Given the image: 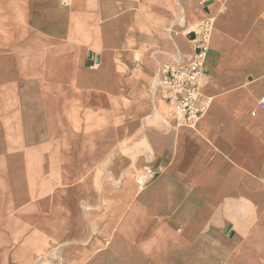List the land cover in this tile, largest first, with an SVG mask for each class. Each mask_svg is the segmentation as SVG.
<instances>
[{
  "label": "crops",
  "instance_id": "obj_1",
  "mask_svg": "<svg viewBox=\"0 0 264 264\" xmlns=\"http://www.w3.org/2000/svg\"><path fill=\"white\" fill-rule=\"evenodd\" d=\"M206 17L187 124L154 81ZM0 161L18 200L77 211L71 264H264V0H0Z\"/></svg>",
  "mask_w": 264,
  "mask_h": 264
},
{
  "label": "rangeland",
  "instance_id": "obj_2",
  "mask_svg": "<svg viewBox=\"0 0 264 264\" xmlns=\"http://www.w3.org/2000/svg\"><path fill=\"white\" fill-rule=\"evenodd\" d=\"M208 18L196 22L184 32L192 29L190 35L199 33L201 24ZM194 40L191 41L194 43ZM85 132L79 130L77 136L85 137ZM96 136L94 133V137ZM97 175L95 181L100 187L103 175L101 172ZM15 179V172L11 170L9 163L0 161V264H71V261H66L68 251L84 248L88 244L86 239L77 240L69 232H63L71 229L69 224L74 220L77 211L72 209L71 213L55 208V197L58 199L60 195L54 197L53 190L49 193L47 210L38 211L37 200L45 201L46 198L44 200L43 196L38 198L35 195L30 198L31 201L18 200L17 190L13 185ZM62 180V189L80 181L77 176ZM64 196L66 194H62V199ZM79 211L86 216L87 206L84 202ZM59 221L62 222L61 225ZM72 263L79 264L76 261Z\"/></svg>",
  "mask_w": 264,
  "mask_h": 264
},
{
  "label": "built area",
  "instance_id": "obj_3",
  "mask_svg": "<svg viewBox=\"0 0 264 264\" xmlns=\"http://www.w3.org/2000/svg\"><path fill=\"white\" fill-rule=\"evenodd\" d=\"M199 29V33L195 32L196 51L193 59L183 64H163L154 81V89L159 91L162 100L170 106L171 118L187 124L198 121L211 105L210 99L201 101V80L205 71L210 21H205ZM158 173V170L152 168L139 171L136 177L138 188L144 189Z\"/></svg>",
  "mask_w": 264,
  "mask_h": 264
},
{
  "label": "water",
  "instance_id": "obj_4",
  "mask_svg": "<svg viewBox=\"0 0 264 264\" xmlns=\"http://www.w3.org/2000/svg\"><path fill=\"white\" fill-rule=\"evenodd\" d=\"M188 38H189L190 40H194V39L196 38L195 33H194V34H191Z\"/></svg>",
  "mask_w": 264,
  "mask_h": 264
}]
</instances>
